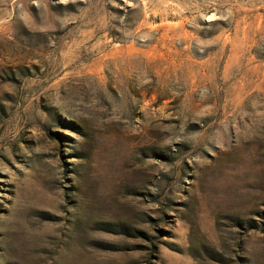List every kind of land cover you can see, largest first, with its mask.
<instances>
[{
  "label": "rangeland",
  "instance_id": "obj_1",
  "mask_svg": "<svg viewBox=\"0 0 264 264\" xmlns=\"http://www.w3.org/2000/svg\"><path fill=\"white\" fill-rule=\"evenodd\" d=\"M0 264H264V0H0Z\"/></svg>",
  "mask_w": 264,
  "mask_h": 264
}]
</instances>
